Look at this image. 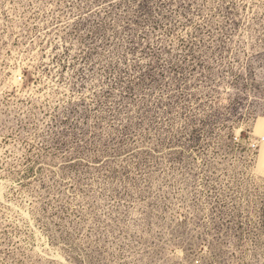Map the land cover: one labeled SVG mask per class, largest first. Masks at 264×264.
<instances>
[{
  "label": "rangeland",
  "instance_id": "obj_1",
  "mask_svg": "<svg viewBox=\"0 0 264 264\" xmlns=\"http://www.w3.org/2000/svg\"><path fill=\"white\" fill-rule=\"evenodd\" d=\"M0 264H264V0H0Z\"/></svg>",
  "mask_w": 264,
  "mask_h": 264
}]
</instances>
